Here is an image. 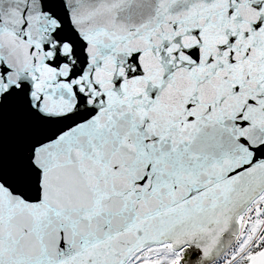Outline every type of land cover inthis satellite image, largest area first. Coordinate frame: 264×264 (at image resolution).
<instances>
[{
	"label": "snow or ice",
	"instance_id": "6c2138e0",
	"mask_svg": "<svg viewBox=\"0 0 264 264\" xmlns=\"http://www.w3.org/2000/svg\"><path fill=\"white\" fill-rule=\"evenodd\" d=\"M0 264H264V0H0Z\"/></svg>",
	"mask_w": 264,
	"mask_h": 264
}]
</instances>
